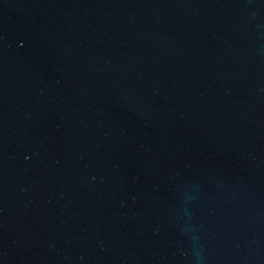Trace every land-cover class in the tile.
Wrapping results in <instances>:
<instances>
[{
    "label": "water",
    "instance_id": "95a60500",
    "mask_svg": "<svg viewBox=\"0 0 264 264\" xmlns=\"http://www.w3.org/2000/svg\"><path fill=\"white\" fill-rule=\"evenodd\" d=\"M0 264H264V0H0Z\"/></svg>",
    "mask_w": 264,
    "mask_h": 264
}]
</instances>
